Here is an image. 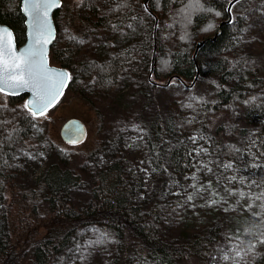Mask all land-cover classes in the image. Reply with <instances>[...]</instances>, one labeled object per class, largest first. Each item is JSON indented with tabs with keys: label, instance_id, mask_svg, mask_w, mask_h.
<instances>
[{
	"label": "trees",
	"instance_id": "obj_1",
	"mask_svg": "<svg viewBox=\"0 0 264 264\" xmlns=\"http://www.w3.org/2000/svg\"><path fill=\"white\" fill-rule=\"evenodd\" d=\"M229 1L117 0L104 14L88 0H79L78 5L74 3L64 9L61 3L53 21L57 35L58 19L66 18L67 32L63 39L54 40L49 51L50 64L53 61L69 72L67 91L83 100L86 85L111 92L127 71H143L145 82L152 89L159 86L153 82L167 83L169 79L167 85L186 88L189 92L184 100L175 96L165 117L154 118L148 125L153 135L149 165L155 175L171 180L187 179L194 163L193 139L208 144L219 115L225 116L222 126L225 131L235 128L237 118L241 119L248 128L239 133L251 136L250 152L227 142L220 148L221 157L245 168L258 186L264 187V79L240 77L236 83L229 82L239 76L245 63L243 56L233 53L232 21L219 27L227 19ZM243 1L246 0L232 6V19L241 18L237 7ZM0 22L12 30L17 45L24 42L20 0H0ZM127 29L136 34L124 42L108 44L111 53L105 59H80L82 39L86 36L120 32L122 38L123 32L128 34ZM200 41L204 43L193 58ZM197 69L198 77L189 88L187 85L193 81ZM201 81L215 88L210 100H200L191 94ZM24 104L25 95L8 97L0 93V205L4 207L0 216V264H24L26 255L30 258L26 264L58 263L57 255L74 245L80 238V229L87 225L112 232L137 264H174L178 259L192 264L193 256L206 258L219 238L220 228L214 225L190 234L183 243H167L159 235L163 214L157 211L158 207L142 209L135 202L133 182L139 177L132 168L124 170L118 162L97 170L92 203L70 210L68 193L80 184V178L65 167L68 164L65 153L49 138H45L46 143L55 150L64 167L51 164L38 179L48 204L42 224L44 233L37 234L38 228L31 215L24 214V208L19 207L20 213H16L21 218L15 219L13 205L19 194L15 182L21 168L14 156L19 149L32 152L38 145L32 129L35 119ZM161 206L167 209L171 204ZM32 227V232L27 233L26 229ZM20 234H26L25 238ZM254 262L264 264V248L255 253Z\"/></svg>",
	"mask_w": 264,
	"mask_h": 264
},
{
	"label": "rangeland",
	"instance_id": "obj_2",
	"mask_svg": "<svg viewBox=\"0 0 264 264\" xmlns=\"http://www.w3.org/2000/svg\"><path fill=\"white\" fill-rule=\"evenodd\" d=\"M62 9L79 0H61ZM100 14L117 4V0H88ZM237 11L239 20L232 19L230 27L235 39L233 53L243 56L245 63L239 76L229 79L236 83L240 77L264 79V0H246ZM66 18L58 19L55 42L63 39ZM120 32L99 33L82 39L84 44L80 59L103 60L111 53L108 44L124 42L136 33L127 29ZM54 66L56 63H54ZM52 64V65H53ZM58 67V66H57ZM143 71L123 73L111 92L104 93L92 85L85 86V99L65 91L59 102L45 116L35 119L32 129L37 149L32 152L19 149L15 163L21 168L16 178L14 218L19 219V207L30 214L37 234L48 214V204L41 188L39 176L51 164L64 167L55 150L45 138L62 150L67 158V169L78 175L80 184L68 193L69 209L79 210L92 203L91 190L98 169L118 162L124 170L132 168L139 177L133 182L135 202L142 208L158 207L163 214L159 235L167 243H183L190 234L217 225L219 238L205 259L193 256L192 264H256L255 253L264 248V187L258 186L249 172L221 157L220 148L225 143L250 152L252 138L239 133L248 128L239 118L236 127L225 131V116L219 115L210 131L208 144L193 139V169L184 180L155 175L148 156L153 135L148 125L154 118L165 117L175 96L184 100L186 88L179 84L161 85L152 89L143 77ZM215 88L199 82L192 95L200 100H210ZM100 116V117H99ZM77 119L85 126V138L78 145H69L60 137L62 125ZM243 194V195H242ZM191 197V199H189ZM170 206L162 207L161 204ZM251 205V207H249ZM4 207L0 205V216ZM20 213V212H19ZM27 228V233L32 232ZM26 233V234H27ZM25 235L20 234L22 238ZM80 238L63 253L57 255L55 264H137L128 257L126 248L107 229L87 225L80 229ZM255 245V247H253ZM26 255L24 264L29 260ZM174 264H189L178 259Z\"/></svg>",
	"mask_w": 264,
	"mask_h": 264
},
{
	"label": "snow or ice",
	"instance_id": "obj_3",
	"mask_svg": "<svg viewBox=\"0 0 264 264\" xmlns=\"http://www.w3.org/2000/svg\"><path fill=\"white\" fill-rule=\"evenodd\" d=\"M59 6V0H25L24 10L31 19L32 36L29 46L19 53L13 49L12 33L0 30V93L17 95L22 90H29L33 98L23 107L33 119L45 116L71 79L67 72L49 69L46 62V46L52 39L48 17L50 11ZM260 243L264 244V241Z\"/></svg>",
	"mask_w": 264,
	"mask_h": 264
},
{
	"label": "water",
	"instance_id": "obj_4",
	"mask_svg": "<svg viewBox=\"0 0 264 264\" xmlns=\"http://www.w3.org/2000/svg\"><path fill=\"white\" fill-rule=\"evenodd\" d=\"M238 1H240V0H230L229 1V3L227 4V7H226L227 19L224 20L223 22H221L219 24V27L222 26L223 24H229L232 21L231 8ZM59 3L61 6V3H62L61 0H59ZM60 6L52 9L49 13L48 18H49V22H50L51 27H52V39H51V42L46 46V62H47V67L49 69L54 70L56 72L63 71V72H67L69 74V72L66 69L50 64V60H49V51H50V48H51V46L55 40V36H56V29H55V25H54V21H53V14L58 8H60ZM24 9H25V0H20V12H21L22 16L24 17V29H25V40L21 45L16 44L15 37H14L12 30L8 26H6L5 24H2L0 22V30H6V31L12 33L11 41H12L14 51H16L17 53H19L20 50L25 49L29 46V44L31 42V36H32L31 19L28 16V14L25 12ZM203 43H204V41H200L196 44L195 51L193 54V58L195 57L196 51L203 45ZM151 75H152V67H151V70L149 73V78ZM197 77H198V69H197V73H196V76L194 77L193 81L189 85H187V87H189V88L192 87L193 84L195 83ZM169 82H170V79L168 80V82L165 85H167ZM68 84H69V81L67 83V86L63 89V94L65 93V91L68 87ZM153 84L160 85L159 83H156V82H153ZM63 94L56 101L53 102V106L50 107L48 109V111L50 109H52L59 102V100L61 99ZM3 95H5V94H3ZM21 95H25V103H27L29 100H31L33 98L32 93L27 89L20 91L19 94H17V95H5V96L17 97V96H21ZM85 134H86L85 126L82 124V122H80L77 119H69L68 121H66L62 125V127L60 129V137L62 138V140L65 143H67L69 145L80 144L84 140ZM71 141H76V142L72 143Z\"/></svg>",
	"mask_w": 264,
	"mask_h": 264
}]
</instances>
